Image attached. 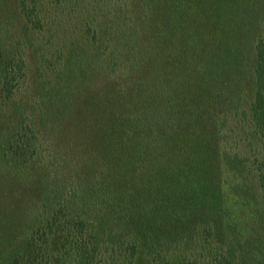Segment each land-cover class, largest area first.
<instances>
[{
    "label": "trees",
    "instance_id": "trees-1",
    "mask_svg": "<svg viewBox=\"0 0 264 264\" xmlns=\"http://www.w3.org/2000/svg\"><path fill=\"white\" fill-rule=\"evenodd\" d=\"M241 202L264 0H0L1 264H249Z\"/></svg>",
    "mask_w": 264,
    "mask_h": 264
},
{
    "label": "rangeland",
    "instance_id": "rangeland-1",
    "mask_svg": "<svg viewBox=\"0 0 264 264\" xmlns=\"http://www.w3.org/2000/svg\"><path fill=\"white\" fill-rule=\"evenodd\" d=\"M243 135L239 132V135L236 137L240 141L242 147H244L248 143V141H246L247 137ZM251 137L252 136H250L249 138ZM43 147H45V145ZM39 152H41V148L39 149ZM242 204L243 203L241 202V204H239V206L236 208V210H240L244 212V214L241 213V215L239 216L240 218V224H239L240 228L239 229L243 231V237H245L242 239V241L247 242L249 240L251 243V246H255L254 249L259 247V252H260L259 254H255L253 252L254 249L248 248V251H249L248 263L249 264H264V226L261 224L260 221L254 218H250L249 217L250 211L247 208H245ZM169 223L172 224L171 221ZM259 239H262L261 240L262 243L259 242V244H257V240ZM145 252L147 253L146 249H145ZM145 257H146V254L144 252L142 254H139L134 264H148ZM122 262L126 263L124 261L120 262L117 259L115 264H122ZM0 264H1V260H0ZM55 264H57V262H55Z\"/></svg>",
    "mask_w": 264,
    "mask_h": 264
}]
</instances>
